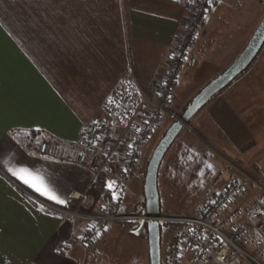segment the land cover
Returning <instances> with one entry per match:
<instances>
[{
    "label": "crops",
    "instance_id": "0c3cea01",
    "mask_svg": "<svg viewBox=\"0 0 264 264\" xmlns=\"http://www.w3.org/2000/svg\"><path fill=\"white\" fill-rule=\"evenodd\" d=\"M186 2L0 0V264H85L89 247L64 254L53 250L82 232L84 223L39 211L25 192L58 204L29 188L13 172L27 169L64 199L71 193H85L82 211H103L107 183L119 177L121 162L104 166L92 177L87 170L54 157L63 148L81 145L83 131L104 118L102 104L119 84H132L139 102H154L172 41L188 18ZM204 26L182 67L208 40L211 31H204ZM244 72L195 115L203 116L206 122L199 127L207 126L204 133L210 140L216 143L217 133L234 150L226 156L238 158L229 161L233 168L218 176L216 181L221 183L212 187L217 194L225 180L245 178L256 184L264 174L255 168L246 170L249 166L264 170V62ZM189 130L196 132L193 127ZM41 141L50 145L46 156L37 154ZM219 148L226 150L222 144ZM239 202L231 204L232 222L251 227ZM118 229L122 234L123 228ZM106 233L112 235L114 230L110 227L100 237L102 244Z\"/></svg>",
    "mask_w": 264,
    "mask_h": 264
},
{
    "label": "built area",
    "instance_id": "2783aa9c",
    "mask_svg": "<svg viewBox=\"0 0 264 264\" xmlns=\"http://www.w3.org/2000/svg\"><path fill=\"white\" fill-rule=\"evenodd\" d=\"M218 2L213 0L209 4L208 0H187L188 18L181 33L172 41V52L153 103L139 102L133 85L128 81L119 84L102 104L104 118L94 121L83 131L81 145L74 149L63 148L54 157L87 170L92 177H96L104 166L113 167L121 162L119 177L113 180V189L107 191L108 201L103 211L96 214L83 212L85 193L69 194L65 207L25 192L42 213L62 221L84 223V230L68 242L72 245L70 249L86 250L106 232L104 229L108 230L112 225H120L128 236L134 238H140L145 232L148 218L144 199L141 198L138 206L132 209H129L127 199L128 188L139 167L140 150L160 124L164 113L170 119L176 118L169 111L173 88L181 75L182 64L194 49L208 13ZM110 99L115 102L110 103ZM49 149V143L41 141L37 154L46 156ZM114 192L117 199H113ZM236 199L240 200L238 208L244 212L251 227L232 223L234 212L231 204ZM261 201H264V183L251 193L243 182L231 180L199 214L175 217L160 213L154 219L160 231L168 227L175 229L164 250H160V264H181L182 260L189 264H209L212 261L221 264H239V261L243 264H263L243 247L251 236L264 244V205ZM81 237L84 239L81 240Z\"/></svg>",
    "mask_w": 264,
    "mask_h": 264
},
{
    "label": "rangeland",
    "instance_id": "374dc122",
    "mask_svg": "<svg viewBox=\"0 0 264 264\" xmlns=\"http://www.w3.org/2000/svg\"><path fill=\"white\" fill-rule=\"evenodd\" d=\"M263 16L264 0H219L214 9H212L204 26V31L208 33L211 31L210 34H208V40H203L201 42L199 50L196 52L194 51L193 56L182 67V75L179 79L177 87L175 88L174 97L172 93L169 111L173 112L176 115V118L170 119L169 116L164 113L160 124L153 130L151 137L140 150L139 167L127 191V199L130 201L129 209L134 207L136 208L140 199H143V181L146 168L154 148L162 138L165 131L171 126L173 121L183 113L204 85H206L204 84L205 81H207L211 75L215 74L218 76V73H221L222 71L221 69L227 67L232 63V59H236L239 56ZM194 62L195 64H193ZM262 62H264V45L249 68H254V66L255 68L258 66L260 67ZM242 74L244 75L245 72ZM202 121L205 124L206 121H204L203 116H194L189 121L188 125L177 136L174 146L169 150L162 161L158 173V189L161 199L160 213L165 216L183 217L199 214L203 209L201 205L207 200L206 188L209 187V184L206 183L198 185L197 191H194V194H196L195 197L190 198V200L187 197L186 192L189 188L187 183L188 173H190L194 167L190 166V169L183 168V160L178 153L175 158L172 159V155L175 152L177 144H182L183 146L188 147L192 150L194 155H197L198 158L205 151L212 153L213 157L211 159L213 164L210 166L213 176L216 175V173L222 174V172L224 173L227 171V168H231L232 165L229 164V161H238V158L233 157V155L230 157L226 156V154H232L234 151L229 148L230 146L228 141L221 138L216 133L215 140L217 142L215 143L210 140L207 134L204 133L207 126L206 128L200 129L199 124L202 126ZM190 127H193L196 132H190ZM196 135H200L199 137L202 141L204 140L210 145L208 146L209 148L205 147L206 145L201 143L196 138ZM220 144L226 147V150L220 149ZM235 153L236 152L233 154ZM175 166L179 168L182 167L183 169L178 170L180 172H177V168ZM242 167L246 169L248 165L245 164L242 165ZM253 168H255L258 172L264 171L261 167L258 168L257 166H249L246 170ZM251 172L254 171L251 170ZM177 174H179V178L174 181L175 175ZM234 176L239 177L237 172L234 173ZM231 180L243 182L252 193L257 190L258 185L264 183V174L257 181L261 184H255V182L253 183L245 178H230L225 180L222 183V186ZM219 183H221V181L215 182L216 187ZM212 191L213 189L209 190V195L213 194L215 197L217 193L216 191ZM174 194H176V196L183 194L181 197H186L180 199L174 196ZM212 198L213 197H211L209 201ZM180 201L187 203V205L184 208H181L177 205ZM241 220L238 219L239 222H241ZM248 227H250V225H248ZM118 228H120V225H112L111 230H114V234L110 235V233H106L103 238V244L100 243L99 238V241L97 240L98 242L96 244L86 250V253L89 254L84 260L85 264H149L146 235L142 238H134L128 236L124 229L122 234H119L117 231L119 230ZM174 232L175 229L173 227H168L162 230L160 236L161 252L166 247ZM244 251L251 253L249 248H244ZM181 264L189 263L182 260ZM209 264L221 263L212 261ZM239 264L243 263L239 261Z\"/></svg>",
    "mask_w": 264,
    "mask_h": 264
},
{
    "label": "water",
    "instance_id": "95a60500",
    "mask_svg": "<svg viewBox=\"0 0 264 264\" xmlns=\"http://www.w3.org/2000/svg\"><path fill=\"white\" fill-rule=\"evenodd\" d=\"M264 45V16L239 56L218 76L206 84L173 121L154 148L144 176L143 199L148 221L145 226L149 264H160V229L154 221L160 215L157 175L160 164L180 132L217 93L228 87L255 60Z\"/></svg>",
    "mask_w": 264,
    "mask_h": 264
},
{
    "label": "trees",
    "instance_id": "16d2710c",
    "mask_svg": "<svg viewBox=\"0 0 264 264\" xmlns=\"http://www.w3.org/2000/svg\"><path fill=\"white\" fill-rule=\"evenodd\" d=\"M251 64L249 65V67L251 66ZM174 142L170 146V148L168 149L167 153L174 146ZM177 153L179 154V156L183 160V164H182L183 168L190 169V166L194 167L192 169V171H190V173H188V181H187V183H188L189 188H188V191L186 193H187V197L189 198V200H190V198L195 197L196 194H194V191L195 192L197 191L198 185H201V183L209 184V187H207L208 189L206 188V198H207V200L205 202L203 201L204 203L201 205L202 208L204 209L207 206V204L209 202V199L211 197H214L213 194L209 195V190L212 189V187L215 184L218 176L220 175V173H216V175H214V176L212 174V169H211V166H210V165L213 164V161L211 159L213 157L212 153H210L208 151H205L198 158L197 155H194L192 153L191 149H189L188 147L183 146L182 144H177V146L175 148V152L172 155V159L175 158ZM161 164H162V162H161ZM161 164H160V167H161ZM160 167H159V169H160ZM175 167L177 168V169L175 168L177 172H180L178 170L183 169L182 167L181 168H179L177 166H175ZM158 173H159V170H158ZM158 177L159 176L157 175V188H158ZM178 178H179V174L175 175L174 181H176V179H178ZM158 193H159V199H160L159 189H158ZM182 195L183 194H179V196H176V194H174V196H176L177 198H180V199L186 197V196L181 197ZM160 202H161V199H160ZM177 205H179L181 208H184L187 205V203H184L183 201H180L179 204L177 203ZM160 208H161V204H160ZM160 212H161V209H160ZM161 233H162V230L160 231V236H161ZM144 235H145V232H143L141 234L140 238H142ZM244 248H249V251L251 253L255 254L261 260V262L264 264V244L258 243L257 239L254 236H251L249 238V241L244 245Z\"/></svg>",
    "mask_w": 264,
    "mask_h": 264
},
{
    "label": "snow or ice",
    "instance_id": "6c2138e0",
    "mask_svg": "<svg viewBox=\"0 0 264 264\" xmlns=\"http://www.w3.org/2000/svg\"><path fill=\"white\" fill-rule=\"evenodd\" d=\"M191 2V0H190ZM209 4L213 3V0H208ZM207 10V9H206ZM110 103H114V100L109 101ZM13 175L17 176L18 179H20L25 185H27L29 188H32L35 192L39 193L40 195L46 197V199L54 202L55 204L67 206L68 200L61 198V196L57 195L52 189H50L42 180L41 177L29 172L27 169H21L19 172H13ZM114 181H109L107 183V187L111 190L113 189ZM115 192L113 193V199H117ZM262 205H264V201L260 202ZM107 231V229H104ZM97 237L100 236V233H96ZM84 238L81 237V240ZM85 246H87L85 244ZM72 247L71 244H69L67 241H64L62 246H54V251L58 254L63 253L66 249H70Z\"/></svg>",
    "mask_w": 264,
    "mask_h": 264
}]
</instances>
